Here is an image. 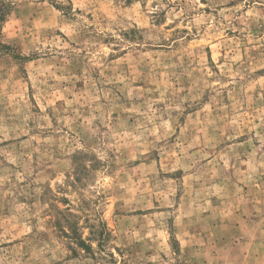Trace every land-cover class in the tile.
<instances>
[{
	"label": "rangeland",
	"instance_id": "rangeland-1",
	"mask_svg": "<svg viewBox=\"0 0 264 264\" xmlns=\"http://www.w3.org/2000/svg\"><path fill=\"white\" fill-rule=\"evenodd\" d=\"M2 41L0 264H264V0H16Z\"/></svg>",
	"mask_w": 264,
	"mask_h": 264
},
{
	"label": "trees",
	"instance_id": "trees-1",
	"mask_svg": "<svg viewBox=\"0 0 264 264\" xmlns=\"http://www.w3.org/2000/svg\"><path fill=\"white\" fill-rule=\"evenodd\" d=\"M52 1V0H51ZM16 0H0V51L8 50L11 48V45L4 43L2 41V28L7 20L8 16L11 14L14 6H15ZM55 5L58 8H61L62 6L58 3H55ZM65 215H62L61 218H57L54 221V226L63 233L64 236L69 237L74 243H76L78 246H81L82 249L85 251L90 250L91 246L86 242L85 239L82 238L81 235H79L78 226L77 223L74 220L69 219L66 215H73L69 209H65L62 211ZM67 225H63V224ZM67 226V227H66Z\"/></svg>",
	"mask_w": 264,
	"mask_h": 264
}]
</instances>
